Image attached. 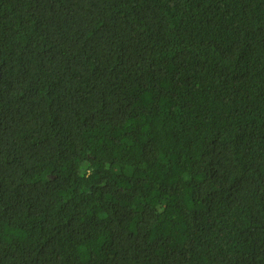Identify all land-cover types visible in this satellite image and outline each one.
<instances>
[{
	"label": "trees",
	"instance_id": "1",
	"mask_svg": "<svg viewBox=\"0 0 264 264\" xmlns=\"http://www.w3.org/2000/svg\"><path fill=\"white\" fill-rule=\"evenodd\" d=\"M0 264H264V0H0Z\"/></svg>",
	"mask_w": 264,
	"mask_h": 264
}]
</instances>
